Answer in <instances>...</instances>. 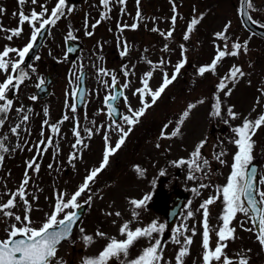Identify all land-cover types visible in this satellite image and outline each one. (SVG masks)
I'll return each instance as SVG.
<instances>
[{
    "label": "rangeland",
    "instance_id": "374dc122",
    "mask_svg": "<svg viewBox=\"0 0 264 264\" xmlns=\"http://www.w3.org/2000/svg\"><path fill=\"white\" fill-rule=\"evenodd\" d=\"M93 1L102 3L83 0L75 5L66 0L61 17L49 24L38 56L24 66L21 57L31 45L35 26L46 23L40 19L47 12L38 16L41 6H33L32 11L34 0H0V156L4 163L0 169V235L9 237L21 220L27 225L25 232L52 224L51 215L57 224L66 212L87 202L89 209L72 241L77 250L73 264H122L128 257L124 256V234L130 231L125 205L142 210L143 205L132 201L136 194L148 192L154 204L158 195L165 200L177 191L190 195L176 231L178 236L186 229L185 236L194 239L190 245L183 240L180 246V250L182 246L189 249L188 254L170 253L166 262V247L139 241L135 245L139 261L145 253L152 255L154 247L159 256L155 264H176L180 257L182 264H221L226 258L211 251L216 236L206 237L199 231L218 235L229 227L239 236L229 238L227 258L238 252L242 264H264V234L256 235L250 213L234 204L242 191L245 169L252 162L261 165L259 196L264 201V41L242 27L239 0H143V6L136 0L130 7V3L113 5L112 0L106 7L121 6L128 23L117 22L116 26L115 20L100 21L104 13ZM250 9L264 24V0H250ZM133 11L136 16L131 15ZM139 12L145 17L141 26L136 23ZM29 16L36 19L33 25L25 20ZM196 20L198 24L192 26ZM68 37L84 44L74 60L66 57ZM158 46L163 48L162 70L159 65L158 73L154 68L141 76L146 69L137 68L132 75L140 79L128 80L125 68L141 66L145 50L156 53ZM220 51L225 59L218 58ZM112 67H119L122 75ZM83 69L88 70L89 87L84 108L90 114L106 110L104 100L116 79L125 87L120 102L125 115L138 111L140 98L148 99L147 111L136 119L134 130L113 126V130L100 132L98 122L92 117L89 121L91 115L84 109L88 122L84 139L88 142L76 141L81 124L73 95ZM47 72L53 76L51 93L39 100L36 90ZM119 143L122 149L114 151ZM29 151L32 160L47 158L43 174L38 171L32 178L24 166ZM34 164L37 169L39 163ZM225 212L230 218L224 227ZM45 215L48 219L43 220ZM149 220H156L153 213ZM133 233L140 234V227ZM68 248L60 247L52 264L59 259L58 264H67Z\"/></svg>",
    "mask_w": 264,
    "mask_h": 264
},
{
    "label": "water",
    "instance_id": "95a60500",
    "mask_svg": "<svg viewBox=\"0 0 264 264\" xmlns=\"http://www.w3.org/2000/svg\"><path fill=\"white\" fill-rule=\"evenodd\" d=\"M246 7H247V0H244L243 2L244 17L247 16ZM247 25L252 31L264 37L263 29L254 26L251 23ZM42 36L43 34L40 35L36 46L30 52L27 58V62L30 61L37 53ZM45 88H46L45 85H42L39 89V94L42 91H44ZM80 89L82 90V93L81 96L78 98V103H77L78 107H81L83 102L85 101L86 89L83 82L81 83ZM118 91L119 92H117V95L113 97L110 101V107L112 109L111 112L115 117L119 116V109L116 107L114 108V106L118 98H120L122 95V91L121 90ZM257 170L258 167L256 165H252L247 172V180L244 187L243 199L246 205L250 208V210L253 213V218L256 226L259 227L261 204L255 195L256 189L258 187ZM84 209L85 206H82L80 209H78L75 212V215L72 218L64 221L58 227L49 228L43 231L41 234L36 235L30 239L23 240L21 242L13 241L8 245H2L0 243V264H45L46 261L49 259L55 245L60 243L63 239H65L71 234L74 224L81 217V215L84 212ZM228 264H237V263L235 261H232Z\"/></svg>",
    "mask_w": 264,
    "mask_h": 264
},
{
    "label": "flooded vegetation",
    "instance_id": "af4514ba",
    "mask_svg": "<svg viewBox=\"0 0 264 264\" xmlns=\"http://www.w3.org/2000/svg\"><path fill=\"white\" fill-rule=\"evenodd\" d=\"M159 197L157 198V200L159 201L157 204L153 205L150 204L148 199L147 200H143L144 201V206L145 208H149V207H154L156 208L157 211H159L160 213H162L164 215V213L162 212L163 210H167L169 207L172 206V204H169L168 200L165 202H163L162 204V197H160V195H158ZM158 223H160L161 221L157 220ZM175 228H173L171 231L167 232V236H170L173 232H174ZM76 247L74 246L73 243L70 244V248H68V252L65 254L64 256V261H67V264H73V260L74 258L77 256V252H76ZM64 264H66V262H64ZM128 264H132L131 260L128 259Z\"/></svg>",
    "mask_w": 264,
    "mask_h": 264
}]
</instances>
